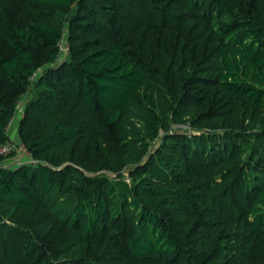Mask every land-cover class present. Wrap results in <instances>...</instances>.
I'll use <instances>...</instances> for the list:
<instances>
[{"label": "trees", "instance_id": "1", "mask_svg": "<svg viewBox=\"0 0 264 264\" xmlns=\"http://www.w3.org/2000/svg\"><path fill=\"white\" fill-rule=\"evenodd\" d=\"M32 87L0 264H264V0H0V145Z\"/></svg>", "mask_w": 264, "mask_h": 264}, {"label": "rangeland", "instance_id": "2", "mask_svg": "<svg viewBox=\"0 0 264 264\" xmlns=\"http://www.w3.org/2000/svg\"><path fill=\"white\" fill-rule=\"evenodd\" d=\"M42 9V10H41ZM39 9V7L37 6H33L30 3V11H36V13H40V14H35V15H39L42 16L45 12V8H41ZM44 9V11H43ZM46 12L50 13V16L46 14V16L48 18L54 17L55 19H57V22H59V24H61V26L64 29V43L62 45V49L58 50L59 54H58V61H63L64 58H66L68 56L67 52H68V47H69V43H68V39H67V27H68V17L72 14V12H67V11H55V10H47ZM52 19V18H51ZM67 39V41H66ZM34 94V87H32L28 93H25L24 95H22V97L20 98V104L21 107L24 108L26 101L29 97H32ZM167 125L168 126V132L169 133H182V134H186L189 136L192 135H201V134H207V133H212L213 131H217V132H221L223 129H221L219 126L218 128H216L214 130V128L212 129L211 127L208 126H193L191 125L189 122H173L170 119V114L167 115ZM18 119H16L15 123H13L14 125H12L11 129L8 131V135H11L10 137L14 136L15 138L18 137L17 135V124H18ZM163 135V130H159V134L158 137H156L152 142H151V149L150 151L154 150L156 148V146L159 144L161 137ZM16 157L10 156V157H6L1 164L2 165H7V166H13L15 167L16 165H20L23 163L26 164H30V165H36L35 163H32V160L30 159V162H27L28 159L26 157L24 158H17V161L15 160ZM146 159V158H145ZM16 161V162H15ZM130 167L126 166L124 167L121 171L125 177V179L127 181H130V177H129V171ZM92 175H98V174H104V175H108L110 178H116V173L114 171L108 170V169H102L99 170L97 172L94 173H89Z\"/></svg>", "mask_w": 264, "mask_h": 264}, {"label": "built area", "instance_id": "3", "mask_svg": "<svg viewBox=\"0 0 264 264\" xmlns=\"http://www.w3.org/2000/svg\"><path fill=\"white\" fill-rule=\"evenodd\" d=\"M63 43H64L63 40L59 42V50L62 49ZM38 75H39V71L33 72L30 76V80L33 81L35 78L38 77ZM23 109L24 108L21 107L20 99H19L16 103L15 112L8 121V131L11 129L12 125H14L13 123H15L16 119H18L23 115ZM10 136L11 135H9V140L7 142L0 145V154L4 156L8 154H12L13 157H16L15 159L16 161L17 158L26 157L28 159L27 162H30L31 159L32 163H37L35 159L31 158L28 150L26 149L24 144L18 139V137L15 138L14 136L12 137Z\"/></svg>", "mask_w": 264, "mask_h": 264}]
</instances>
